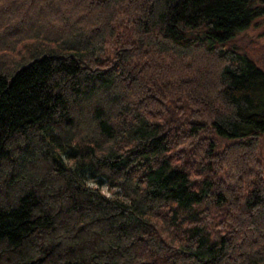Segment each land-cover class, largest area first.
Segmentation results:
<instances>
[{
    "label": "trees",
    "instance_id": "trees-1",
    "mask_svg": "<svg viewBox=\"0 0 264 264\" xmlns=\"http://www.w3.org/2000/svg\"><path fill=\"white\" fill-rule=\"evenodd\" d=\"M263 16L0 0V264H264Z\"/></svg>",
    "mask_w": 264,
    "mask_h": 264
},
{
    "label": "rangeland",
    "instance_id": "rangeland-1",
    "mask_svg": "<svg viewBox=\"0 0 264 264\" xmlns=\"http://www.w3.org/2000/svg\"><path fill=\"white\" fill-rule=\"evenodd\" d=\"M37 27H38V29L40 27H46V23L42 22L39 25H33V26H31L30 31H33V29H37ZM29 38L31 39L30 35H29ZM29 38H27V39H29ZM11 41L13 42V39H11ZM22 41L25 42L24 38ZM233 44L236 46V48L241 53L246 54L250 59H252L258 65H260L261 67L264 68V16L258 18L254 22V24L251 26L250 29L239 34L237 36V38L235 39V41L233 42ZM0 52H1V49H0ZM173 97H174V95H173ZM200 137L201 138L205 137V139L208 138L212 141H213V139L214 140L216 139L212 136L211 131H206V132L202 133ZM258 142H259L258 143L259 152L263 151V153H264V138L261 137L260 139H258ZM231 145L232 144L223 143L222 148L225 149ZM91 184H94V183L92 182ZM102 190L108 196H112L115 191L117 192V189H115V190H112L111 188L109 189V187L107 185L103 186Z\"/></svg>",
    "mask_w": 264,
    "mask_h": 264
},
{
    "label": "bare ground",
    "instance_id": "bare-ground-1",
    "mask_svg": "<svg viewBox=\"0 0 264 264\" xmlns=\"http://www.w3.org/2000/svg\"><path fill=\"white\" fill-rule=\"evenodd\" d=\"M237 38V36L235 37V39Z\"/></svg>",
    "mask_w": 264,
    "mask_h": 264
}]
</instances>
